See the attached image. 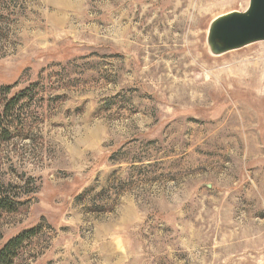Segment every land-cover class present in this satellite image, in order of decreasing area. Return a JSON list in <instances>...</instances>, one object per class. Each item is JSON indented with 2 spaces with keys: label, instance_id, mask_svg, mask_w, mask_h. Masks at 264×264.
Instances as JSON below:
<instances>
[{
  "label": "rangeland",
  "instance_id": "374dc122",
  "mask_svg": "<svg viewBox=\"0 0 264 264\" xmlns=\"http://www.w3.org/2000/svg\"><path fill=\"white\" fill-rule=\"evenodd\" d=\"M248 2L0 0L9 264H264V40L206 39Z\"/></svg>",
  "mask_w": 264,
  "mask_h": 264
},
{
  "label": "water",
  "instance_id": "95a60500",
  "mask_svg": "<svg viewBox=\"0 0 264 264\" xmlns=\"http://www.w3.org/2000/svg\"><path fill=\"white\" fill-rule=\"evenodd\" d=\"M206 39L213 54L264 40V0H249L243 11H232L214 18Z\"/></svg>",
  "mask_w": 264,
  "mask_h": 264
},
{
  "label": "trees",
  "instance_id": "16d2710c",
  "mask_svg": "<svg viewBox=\"0 0 264 264\" xmlns=\"http://www.w3.org/2000/svg\"><path fill=\"white\" fill-rule=\"evenodd\" d=\"M0 91H4L5 93L8 94L10 91V87L0 86ZM24 95H25V89L14 92L8 98H5V100H1L3 101L1 104L2 105L1 112L3 114L0 115V118L2 119L4 117V114L9 112V109H12L16 104H18L19 101L24 98ZM12 209H14V201L11 200V198L8 196L1 195L0 210H12ZM33 231H34L33 229L26 230L9 238L0 248V264H9V262L12 260V258L15 255V250L20 247V245L23 243V241L26 238H28L30 235L34 233Z\"/></svg>",
  "mask_w": 264,
  "mask_h": 264
},
{
  "label": "bare ground",
  "instance_id": "6f19581e",
  "mask_svg": "<svg viewBox=\"0 0 264 264\" xmlns=\"http://www.w3.org/2000/svg\"><path fill=\"white\" fill-rule=\"evenodd\" d=\"M210 6H212V5H210ZM207 8V7H206ZM203 11V10H202ZM262 86V85H261ZM227 93V92H226Z\"/></svg>",
  "mask_w": 264,
  "mask_h": 264
}]
</instances>
